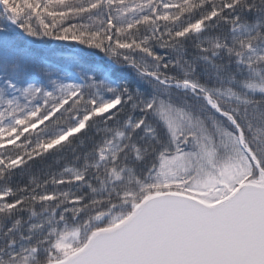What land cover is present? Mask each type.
I'll return each instance as SVG.
<instances>
[{"label": "snow or ice", "instance_id": "1", "mask_svg": "<svg viewBox=\"0 0 264 264\" xmlns=\"http://www.w3.org/2000/svg\"><path fill=\"white\" fill-rule=\"evenodd\" d=\"M0 264H264V0H0Z\"/></svg>", "mask_w": 264, "mask_h": 264}]
</instances>
